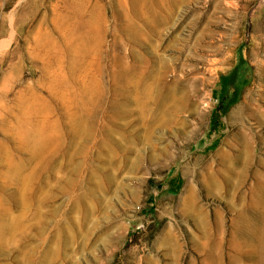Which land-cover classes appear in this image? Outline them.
I'll return each instance as SVG.
<instances>
[{"label": "rangeland", "instance_id": "obj_1", "mask_svg": "<svg viewBox=\"0 0 264 264\" xmlns=\"http://www.w3.org/2000/svg\"><path fill=\"white\" fill-rule=\"evenodd\" d=\"M181 2L139 39L125 0H0V264H264V123L247 169L230 118L264 111V0Z\"/></svg>", "mask_w": 264, "mask_h": 264}, {"label": "bare ground", "instance_id": "obj_2", "mask_svg": "<svg viewBox=\"0 0 264 264\" xmlns=\"http://www.w3.org/2000/svg\"><path fill=\"white\" fill-rule=\"evenodd\" d=\"M125 1H126L127 5L129 6L128 9L130 11V16L133 17V18L129 19V27L132 30V33L134 34V36L136 38H139V39L144 37V33L142 31V28H143L142 25H150V24H152L153 21L156 20V18L158 19V17H157L158 11H161V12L162 11H168L176 3H179L181 1L184 2V0H125ZM140 20H144V21H147V22H143V21H140ZM158 24H159V27L162 26L161 25L162 23H158ZM92 28H91L90 23L86 24L87 31L91 30ZM160 29H162V28H160ZM257 30L258 31L260 30V26L257 27ZM152 32L153 31H150L149 34L150 33L152 34ZM159 34H160V32H159ZM145 37H146V35H145ZM99 40H100V38H99ZM83 42H85L84 39L81 40V44ZM211 79H213L212 75H210L207 78H203L202 79V85L203 86H208ZM256 83L258 85H260L259 87H261V85L264 86V63H262L257 68ZM259 92L260 91L257 88V86L255 88L249 89L247 91L246 95L244 96L242 103L236 109H234L232 111L231 116H230L231 120L235 121L234 125L236 124V129H235V132L233 133V137L236 139V142H238V144L242 147L241 157L239 159V161L241 163L240 166L247 167V169L252 166L251 161L254 158L256 152H255V142H254L255 134L253 133V131L249 127L246 126V124L248 122L249 125H251V123H250L251 120H254V121L257 120V121H261V122L264 123V111H263V106L261 105V96H263V93L260 94ZM225 142L227 144V143H229V140H226ZM218 154H220L223 157V159L227 160L228 162L233 159V157L229 153H227L224 150V148L219 149L218 150ZM207 164H209V163H207ZM213 169H214L213 165L209 166V168H208V170H209V173H208L209 177L208 178L210 180V188H211L210 190H212L213 192L214 191L217 192V191H220V189H221V183H219V179H218L217 175L214 174V172H213L214 170ZM251 171L254 172L253 170H251ZM255 173H256L257 179H258L257 190L256 189L254 190V193H255V195L257 197L256 207L260 204V208H262L261 209L262 211L259 213L260 216H258L257 223L252 225V226L250 225V219H251L250 217L251 216L249 214L248 215H246V214L243 215L241 217L240 222L237 223V230L241 232L243 228L249 229V230H251V233L253 234V236L257 237V236H260L259 233L262 231V228H263V225H264V179H263V177L260 174H258L259 172L258 173L255 172ZM231 175L233 176V174H231ZM243 176H245V175H243ZM240 178H237V179H239V181H240ZM220 182H221V180H220ZM242 182L245 183L246 181L242 180ZM208 186H209V183H208ZM240 186L242 188V185H240ZM234 190H233V193H234ZM257 194H258V196H257ZM183 198L185 199L186 204H188L186 207L189 210H191V209L194 210V215L193 216L199 222H201V223H202V221L204 222L205 221V217H203V211L199 210V207H198L199 206L198 205L199 197H198V194L196 193V190H195V188H194V186L192 185L191 182H189L187 184V186L185 187ZM251 199H254V197L251 198ZM252 202H254V201H252ZM252 202L250 201V203H251L250 204V209L252 208V206H251ZM255 209H257V208H255ZM259 209H258V211H259ZM218 222H219V228L222 229V227L220 226L222 223L220 221H218ZM218 222H216V224H218ZM171 238L172 237L168 235L167 238H165V239H167V241L170 242V244H171V241H172ZM261 247H263L262 244H261Z\"/></svg>", "mask_w": 264, "mask_h": 264}]
</instances>
